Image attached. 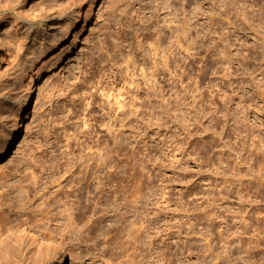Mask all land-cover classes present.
Wrapping results in <instances>:
<instances>
[{
  "label": "rangeland",
  "instance_id": "374dc122",
  "mask_svg": "<svg viewBox=\"0 0 264 264\" xmlns=\"http://www.w3.org/2000/svg\"><path fill=\"white\" fill-rule=\"evenodd\" d=\"M3 37L0 264H264V0H0Z\"/></svg>",
  "mask_w": 264,
  "mask_h": 264
},
{
  "label": "bare ground",
  "instance_id": "6f19581e",
  "mask_svg": "<svg viewBox=\"0 0 264 264\" xmlns=\"http://www.w3.org/2000/svg\"><path fill=\"white\" fill-rule=\"evenodd\" d=\"M184 10V9H183ZM182 17V16H181ZM185 18V17H184ZM183 18V19H184ZM182 19V20H183ZM186 19V18H185ZM180 21H181V18H180ZM182 22V21H181ZM184 22V21H183ZM187 22V21H186ZM185 23V22H184ZM182 24V23H181ZM187 25V24H186ZM182 27L184 26V29L181 27V29H183V31L180 33V34H187V28H186V26L185 25H181ZM42 29L43 28H41V27H39V30L38 31H36V35H35V37H34V44H35V50H34V53H33V55L30 57V58H27V60H26V65H28V63H29V65H31V63L34 61V59H35V57H38L40 54H42L43 53V51L45 50V44L53 37L52 36V33H48V34H46L45 32L44 33H42ZM43 31H44V29H43ZM182 37V39L183 38H185L186 37V35H184V37L183 36H181ZM5 38L3 37L1 40H2V42H1V44H0V47H2L4 44H5V40H4ZM159 39V38H158ZM157 39V40H158ZM160 40V39H159ZM186 40V39H185ZM184 41V40H183ZM182 41V42H183ZM185 42V41H184ZM160 43V41H158L157 42V45ZM183 44V43H182ZM185 44V43H184ZM185 45H187V44H185ZM159 47H161L160 45H158ZM185 47V46H184ZM187 47V46H186ZM160 49V48H159ZM143 52H144V50H143ZM144 53H146V52H144ZM144 53H143V55H144ZM147 54V53H146ZM145 54V56H143V57H146L147 55ZM72 55V54H71ZM131 59H133V58H131ZM184 59V58H183ZM129 60H130V58H129ZM132 61V60H131ZM133 62V61H132ZM134 62H136V60H134ZM133 68V67H132ZM136 70V68H133V69H131V72L133 71V70ZM128 71H130L129 70V68H128ZM134 74H136L135 73V71H134V73L132 74V75H134ZM131 75V74H130ZM134 77H136V76H134ZM134 79V78H133ZM137 81V80H136ZM139 84V83H138ZM137 84V85H138ZM104 93V92H103ZM19 105H18V108H17V112H16V115H15V117H14V119L12 120V122L10 123V125H9V129H8V133L6 134V136H5V138H4V140H3V143H2V148H1V151H0V164L3 162V160L4 159H6V158H8L9 157V155L11 154V151H12V147H13V145H15V142H16V140L18 139V137H19V134H20V131H21V124H22V122L24 121V119H26V117L28 116V114H29V111H30V109H31V107H32V104L35 102V90H34V88H32L31 86H28L27 88H26V90H25V92L23 93V94H21L20 96H19ZM113 108V107H112ZM113 113V112H112ZM122 113V112H121ZM118 115V114H117ZM121 115V114H120ZM122 116V115H121ZM119 117V116H118ZM124 117V116H123ZM120 118V117H119ZM118 118V119H119ZM122 118V117H121ZM120 118V119H121ZM124 119V118H123ZM119 121H122V120H119ZM119 138V137H118ZM122 143H121V141H120V145H119V147H118V153H122L123 152V145H121ZM100 158H101V161L103 162V164H105V160L104 159H106V156L104 155V154H101L100 155ZM103 158V159H102ZM90 159V158H89ZM88 177V176H87ZM88 180H89V177L87 178ZM107 180H108V176L107 177H102L101 178V181H100V183H101V185L104 187V186H106L107 185ZM72 183V182H71ZM74 183V182H73ZM72 183V184H73ZM89 186H90V183H89ZM106 188V187H105ZM140 188H138V191H140L139 190ZM103 191V190H102ZM138 191H136V192H138ZM136 196H138V193H137V195ZM56 199V198H55ZM54 199V201L56 202L58 199H56L55 200ZM138 200V199H137ZM136 201V200H135ZM54 202V203H55ZM53 203V204H54ZM57 203V202H56ZM137 209V208H136ZM133 224H136V221H134V223ZM135 227V226H134ZM138 228V227H137ZM137 228H135V229H137ZM139 229L140 228H138V231H139ZM29 235L31 236V237H33V238H35V236H36V231L32 228V229H30L29 230ZM138 232H136V234H137ZM135 235V234H134ZM41 236L42 237H44V238H47L49 241H50V245H49V247L54 251V252H57V251H60L61 250V246H60V244H59V241L54 237V236H46V235H44V234H41ZM137 235H135V237H136ZM138 238V237H137ZM136 239V238H135ZM137 240V239H136ZM133 258V257H132ZM136 258V257H135ZM138 258H136L135 260H137ZM138 261V260H137ZM137 261H135V262H137ZM140 261V260H139ZM147 261V260H146ZM149 261V260H148ZM147 261V262H148ZM147 262H143V264H146ZM57 264H67L66 263V261H65V257L63 256L60 260H58V262H57ZM138 264V263H137ZM141 264V263H140ZM148 264V263H147Z\"/></svg>",
  "mask_w": 264,
  "mask_h": 264
}]
</instances>
